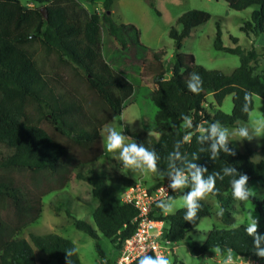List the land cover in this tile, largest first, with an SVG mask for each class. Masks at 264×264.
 Here are the masks:
<instances>
[{"label": "trees", "instance_id": "16d2710c", "mask_svg": "<svg viewBox=\"0 0 264 264\" xmlns=\"http://www.w3.org/2000/svg\"><path fill=\"white\" fill-rule=\"evenodd\" d=\"M29 1L33 3L31 8L21 4L20 0H0V146L8 151L0 157V171L4 172H0V264H47L50 261L81 264L75 245L68 239L52 233H30L27 240L19 233L41 215L42 196L51 190H41L44 180L55 183L52 190H60L70 180L77 179L90 186L97 205L92 210L95 228L78 219L74 220L75 228L94 240L98 239L97 232H100L109 239L116 252L133 235L138 210L131 204L121 203L109 182L126 186L134 181L105 168L84 172L82 166L92 164L103 155L102 128L110 119L122 114L125 102L135 94V82L124 70L115 68L117 61L123 59L140 71L148 56L160 61L162 52H153L144 46L134 25L113 20L111 10L115 0H102L101 14L90 12L80 0ZM223 1L235 11L254 6L249 20L244 21L239 29L251 39L264 35V0ZM41 7L46 8V18L39 11ZM209 19L210 14L201 10L187 11L176 19L180 30L172 26L168 32L175 47L170 77L165 78L163 71L153 77L155 90L151 91L150 98L156 111L150 127L152 134L146 137L128 128L123 131L156 153L158 180L153 187L167 179L173 163L182 170L187 169L188 162L196 163L206 169L203 172L205 179L216 173L223 176L222 180L216 178L215 188L208 194L216 198L220 212L223 210L220 215L222 223L231 226L234 221L232 210L237 202L231 195L230 180L234 177L225 176L223 169L231 167L236 169L234 175H248V188L253 181L264 185V159L255 161L252 148L241 152L229 142V151L221 150L213 158V141L198 139L202 135L199 126L206 121L209 125L218 123L235 127L239 121L248 120L253 109V95L264 99V71L259 70L264 48L258 52L253 48L244 50L239 46H224L217 25L214 48L237 55L239 66L225 74L205 69L191 59L182 71L178 51L183 40L193 28ZM104 38H107L111 58L104 54ZM230 40L237 43L232 36ZM116 43L122 51L112 54L110 48ZM36 44L46 53L55 54L51 67L38 61ZM125 53L128 58L123 57ZM194 73L202 81L199 94L190 92L187 87ZM80 75H83L87 88L95 93L96 101L85 98L78 84L70 81ZM208 94H212L216 106L212 114L203 107ZM229 94L232 95V111L226 114L219 107ZM246 95L249 97L247 101ZM245 103L248 104L247 110ZM185 117L192 121L191 128L186 127ZM44 123L52 127V132L43 126ZM186 135L191 138L184 142ZM74 147L85 151L86 155L88 153V158L75 157ZM176 152H179V159L172 155ZM22 170L32 179L35 192L19 185L8 174ZM190 190L191 184L183 188V194ZM174 196L175 193L170 198ZM250 199L264 215V201L255 197ZM198 204L192 222L184 220L186 207L174 214H164L162 209L155 207L151 217L163 221V240L172 243L184 240L202 218L211 215L208 204L201 199ZM8 208L12 210V217L6 220L2 215ZM61 208L62 205H58L54 211ZM245 228V225L229 229L213 227L200 245H192L191 251L195 256H204L212 249L228 250L236 258L264 264V259L255 255L252 237L247 235ZM257 231L264 234V227ZM261 246L264 247V243ZM33 248L46 258L38 261ZM96 250L101 258L100 264H114L105 257L97 242ZM68 251H72L69 257ZM130 264H137V260Z\"/></svg>", "mask_w": 264, "mask_h": 264}, {"label": "rangeland", "instance_id": "374dc122", "mask_svg": "<svg viewBox=\"0 0 264 264\" xmlns=\"http://www.w3.org/2000/svg\"><path fill=\"white\" fill-rule=\"evenodd\" d=\"M80 1L90 12L101 14L103 11L102 0ZM20 2L28 8L33 7V3L29 0H20ZM253 9L255 7L251 6L242 11H235L229 8L228 4L223 0H115L111 10L113 20L116 23L134 25L139 32V41L150 51L162 52V59L156 61L151 56H148L140 71L137 70L136 66L127 64L123 59L117 61L115 68L124 70V73L135 82L136 91L134 96L125 102L122 114L110 119L102 128L100 142L103 155H100L92 164L83 165V171H102L105 168L118 173L120 176L129 177L135 182L140 180L146 186H150L157 181L156 172L131 171L125 168L122 161L119 160L118 151L116 153L107 152L105 148L107 129L114 128L124 134L126 142H135V140L124 133V128H128L131 131H139L146 137L152 134L150 127L156 111L150 98L151 91L155 90L153 77L161 71L165 73V78L170 77V63L174 58L175 47L173 40L168 36V32L172 26L180 30V26L176 25V19L181 14L190 10H201L210 14V19L206 23L193 28L190 35L182 42V46L178 51L182 58V71L186 69L187 63L192 59L195 64L201 65L205 69L218 70L225 74H230L239 66L240 60L237 55L218 51L214 48L217 25L220 28L224 46H239L244 50L253 48L258 52H262L264 35L251 39L239 29L244 21L249 20ZM230 36L237 39L236 44L232 43ZM103 41L104 54L109 58L111 55L107 49V38H104ZM34 47L36 48L38 61L51 67V63L56 59L55 54L46 53L38 44ZM110 49L112 54L122 51L117 43L112 45ZM123 57L128 58V54L125 53ZM124 64L125 66H121ZM259 70L264 71V56L260 59ZM68 75L70 76V73ZM70 81L78 84L79 90L85 98L90 101L97 100L95 93L87 88L83 75L77 76L75 80ZM253 103V109L250 111L247 121H239L235 127H220L228 129L229 143L241 152L246 151L247 148H252V158L258 161L264 159V135L256 134L254 124L256 121L264 120V99L253 95ZM203 107L210 114L214 112L216 106L212 94L206 96ZM219 109L226 114L231 113L232 95L229 94L223 99ZM43 126L52 132L53 129L48 123H44ZM208 126L209 123L203 121L199 126V131L201 132V127L207 128ZM240 127L248 128L250 140L241 139L234 135ZM74 151L75 157L83 160L88 158V153L86 155L85 151L76 147H74ZM7 153L8 151L0 146V157L5 156ZM9 173L19 185L35 192L33 181L26 171H10ZM109 183L117 191V196L120 197L123 190L122 184L117 182ZM53 188H55V183L48 180L43 181L41 190H51L42 196L41 215L39 219L25 227L19 233V236L28 240L30 233L38 235L52 233L66 238L75 245L81 264H100L101 258L96 250L97 242L105 257L110 261H114L117 257V252L108 238L97 232L98 239L94 240L86 233L76 229L73 224L74 220L78 219L88 222L95 228L92 220V210L97 202L91 195L90 186L83 181L72 179L60 190H52ZM174 191L175 196L167 202L174 204L175 213L178 209L185 207L181 203L185 195L183 194V188L175 189ZM249 191L253 193L252 197L264 201V185L260 181H253ZM250 198L247 201H237L234 204V209L232 210L233 224L226 226L220 219V204L215 197L207 193L201 200L210 206L211 215L202 218L197 227L187 233L184 240L163 243L169 251L166 257L169 259L170 264H223V260L228 254L233 256L234 264H257L252 260L236 258L228 250L212 249L204 256H195L191 251L192 245H200L205 238V234L213 227L229 229L240 225L247 226L250 216L254 215L258 218V228H263L264 215L259 213L257 204L253 203ZM68 200H70L69 203ZM58 205H62V208L56 212L54 207H58ZM11 211L8 208L3 212L2 217L9 220L12 217ZM33 249L38 261L46 258L44 254L39 253L35 248ZM47 264L56 263L50 261Z\"/></svg>", "mask_w": 264, "mask_h": 264}, {"label": "clouds", "instance_id": "9594fccd", "mask_svg": "<svg viewBox=\"0 0 264 264\" xmlns=\"http://www.w3.org/2000/svg\"><path fill=\"white\" fill-rule=\"evenodd\" d=\"M188 90L194 94H199L202 89V81L198 74H192L191 80L187 83ZM249 97L245 96V101ZM248 104L245 103V110H247ZM186 127H192V121L185 117ZM202 135L198 138L201 142L211 139L212 157L215 158L219 155L221 150L228 152L227 147L229 131L226 128H221L218 123H212L207 128L201 127ZM254 130L257 135H264V120L256 121L254 124ZM234 135L241 139H251L249 130L247 127H240ZM190 135L184 136V142L190 141ZM105 148L108 153H116L118 151V158L122 161L125 168L131 171H157V155L155 152L148 150L143 144L137 142H126V137L121 132H118L114 128L107 129ZM174 159H179V152L174 154ZM195 158V157H194ZM172 171L167 173V178L171 181L168 185L170 189H182L191 184V190L185 194L182 204L186 207L187 211L184 215V220L192 222L196 216L197 209L199 207L198 201L203 199L207 193L214 190L216 184V178L221 180L224 178L219 173L215 175H209L204 178L203 172L206 169H202L196 163L188 162L187 169L182 170L172 164ZM225 176L234 177L230 180L231 195L236 201H247L253 196V193L249 191L248 181L249 177L246 174H236V169L226 167L223 169ZM170 199V198H168ZM157 207L163 210L164 214H174V204L167 202V200H161L157 203ZM223 214V210L219 213ZM258 218L251 215L245 232L248 236L252 237V244L254 253L261 259H264V234L257 231ZM68 257L72 255V251H68ZM69 264L71 262L69 261ZM137 264H170L169 259L164 255H148L143 254L137 257ZM223 264H234L233 256L228 254L223 260Z\"/></svg>", "mask_w": 264, "mask_h": 264}, {"label": "built area", "instance_id": "2783aa9c", "mask_svg": "<svg viewBox=\"0 0 264 264\" xmlns=\"http://www.w3.org/2000/svg\"><path fill=\"white\" fill-rule=\"evenodd\" d=\"M171 181L167 178L156 187H147L142 181L126 185L119 197L123 204H131L138 210L135 218L136 229L131 237L123 242L114 264H130L143 254L167 256L169 251L163 244L162 220L151 217L157 203L161 200H169L175 191L168 185Z\"/></svg>", "mask_w": 264, "mask_h": 264}, {"label": "water", "instance_id": "95a60500", "mask_svg": "<svg viewBox=\"0 0 264 264\" xmlns=\"http://www.w3.org/2000/svg\"><path fill=\"white\" fill-rule=\"evenodd\" d=\"M39 11H40V13H42V15L44 16V18L47 17V12H46V8L45 7H41Z\"/></svg>", "mask_w": 264, "mask_h": 264}, {"label": "crops", "instance_id": "0c3cea01", "mask_svg": "<svg viewBox=\"0 0 264 264\" xmlns=\"http://www.w3.org/2000/svg\"><path fill=\"white\" fill-rule=\"evenodd\" d=\"M126 178H128V179H131V178H129V177H126ZM132 180V179H131ZM134 181V180H133ZM135 182V181H134ZM155 183H156V181L152 184V185H150V186H147V187H152V186H154L155 185ZM123 187L122 188H124L125 187V185H122ZM97 205V204H96ZM117 255H118V253H117ZM111 262H113V261H111Z\"/></svg>", "mask_w": 264, "mask_h": 264}]
</instances>
